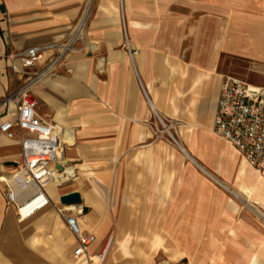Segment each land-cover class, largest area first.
<instances>
[{"label": "crops", "instance_id": "crops-1", "mask_svg": "<svg viewBox=\"0 0 264 264\" xmlns=\"http://www.w3.org/2000/svg\"><path fill=\"white\" fill-rule=\"evenodd\" d=\"M32 47L35 70L53 62L31 95L61 178L21 222L0 184V264H74L71 208L89 254L113 236L107 264L135 240L165 264H264V173L212 132L224 76L264 87V0H2L0 101L19 85L8 56ZM20 155L0 133V175Z\"/></svg>", "mask_w": 264, "mask_h": 264}, {"label": "built area", "instance_id": "built-area-1", "mask_svg": "<svg viewBox=\"0 0 264 264\" xmlns=\"http://www.w3.org/2000/svg\"><path fill=\"white\" fill-rule=\"evenodd\" d=\"M40 59L41 49L37 47L8 56L11 71L21 85L6 98L5 105H12L14 111L12 117L0 124V133L9 140L17 138L21 155L16 167L0 175V184L6 206L15 211L19 222L50 205L47 186L61 174L55 166L61 153L60 139L55 134V126L36 114L37 102L31 95L34 85L53 64L37 71L35 65ZM212 132L233 147L247 166L264 173V87L224 76ZM5 175L9 176L8 181ZM80 213L65 215L63 212L62 215L66 228L76 239L72 253L74 264H105L114 238L109 236L101 250L89 254L95 236L82 231Z\"/></svg>", "mask_w": 264, "mask_h": 264}, {"label": "rangeland", "instance_id": "rangeland-1", "mask_svg": "<svg viewBox=\"0 0 264 264\" xmlns=\"http://www.w3.org/2000/svg\"><path fill=\"white\" fill-rule=\"evenodd\" d=\"M249 65H246V69H249ZM19 85H17L15 88L21 85V81H18ZM7 96L3 97L0 101V105H5ZM12 168H4L2 171L3 173L8 172ZM2 176V175H1ZM7 176V175H5ZM56 182H54L55 184ZM53 186H56V184ZM59 186V184H58ZM72 211H64L65 215L70 214ZM115 247L113 249L111 248V252H113ZM119 255L123 257L122 260L118 264H165L164 260L157 256L156 252L153 248H150L147 241H128L127 243H124V246L119 249ZM108 260L106 261L107 264Z\"/></svg>", "mask_w": 264, "mask_h": 264}, {"label": "water", "instance_id": "water-1", "mask_svg": "<svg viewBox=\"0 0 264 264\" xmlns=\"http://www.w3.org/2000/svg\"><path fill=\"white\" fill-rule=\"evenodd\" d=\"M13 167H16V163H11ZM60 172L62 169L60 167L57 168ZM59 202L62 206L65 207H79L81 205V197L78 193H70L60 197Z\"/></svg>", "mask_w": 264, "mask_h": 264}, {"label": "bare ground", "instance_id": "bare-ground-1", "mask_svg": "<svg viewBox=\"0 0 264 264\" xmlns=\"http://www.w3.org/2000/svg\"><path fill=\"white\" fill-rule=\"evenodd\" d=\"M71 176V175H70ZM8 177L9 176H4V179L6 180V181H8ZM71 177H73V175L71 176ZM57 180L55 181L57 184H56V186H58V183H59V178H61V176L60 175H58L57 176ZM70 178V177H69ZM13 181L12 182H14L15 184H18V181H16V179H12ZM54 183V182H53ZM72 207V206H71ZM68 210H70V211H72V210H74V208H71V209H68ZM64 211V210H63Z\"/></svg>", "mask_w": 264, "mask_h": 264}]
</instances>
